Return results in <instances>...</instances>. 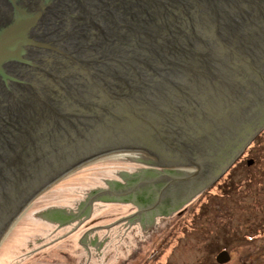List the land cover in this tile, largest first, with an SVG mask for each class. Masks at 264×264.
<instances>
[{
    "label": "water",
    "instance_id": "water-1",
    "mask_svg": "<svg viewBox=\"0 0 264 264\" xmlns=\"http://www.w3.org/2000/svg\"><path fill=\"white\" fill-rule=\"evenodd\" d=\"M263 131L264 0H0V246L86 166L182 174L160 190L187 205ZM110 195L36 215L84 223Z\"/></svg>",
    "mask_w": 264,
    "mask_h": 264
},
{
    "label": "rangeland",
    "instance_id": "rangeland-1",
    "mask_svg": "<svg viewBox=\"0 0 264 264\" xmlns=\"http://www.w3.org/2000/svg\"><path fill=\"white\" fill-rule=\"evenodd\" d=\"M262 133L245 151L228 195L216 197L218 180L203 191L215 186L204 198L205 204L209 200L207 209L189 216L185 235L174 238L171 216L143 226L136 219L127 223L125 215L136 206L120 202L95 201L91 218L84 223L75 220L58 226L36 215L59 208L77 210L89 193L107 189L109 178L122 182L119 170L142 168L133 166V161L96 162L60 181L32 204L1 244L0 264H203L206 255L222 248L231 250L241 264L249 235L256 234L264 222ZM248 159L255 160L253 168L246 165Z\"/></svg>",
    "mask_w": 264,
    "mask_h": 264
},
{
    "label": "flooded vegetation",
    "instance_id": "flooded-vegetation-1",
    "mask_svg": "<svg viewBox=\"0 0 264 264\" xmlns=\"http://www.w3.org/2000/svg\"><path fill=\"white\" fill-rule=\"evenodd\" d=\"M139 161H142V159ZM181 176L182 174L174 175L173 172H167V170L163 168L146 166L134 173L122 174V183L120 184L116 182L113 183V181L108 182L107 186L111 189V195L108 196L107 199L102 198L101 201L120 202L136 206L134 212L137 213L132 216L129 215L131 216L129 218L130 220L136 219L143 222H150L157 218L164 219L167 216H171L175 219L174 238H179L182 236L181 234L185 235V232L188 231L190 221L188 220L189 215H186V213L188 211V206L193 200L187 205L183 204L188 191L184 193L185 195H176V199L178 200H169L172 189H167L166 187V190L161 191L160 188L164 187L167 182L169 183L170 179L174 177L181 178ZM184 182L186 183L188 181ZM143 188L151 189V191L143 192ZM53 220L54 222L65 223L62 219ZM249 227H251L250 224ZM252 233L251 236L249 235L248 243L245 244L247 253L241 258V264H264V223L259 224L256 234ZM224 250L228 251L231 256V260L226 264H232L233 262L239 263L238 260H235L231 255V250L222 248L210 254L208 257L206 255L203 264H221L217 261V257L219 253Z\"/></svg>",
    "mask_w": 264,
    "mask_h": 264
},
{
    "label": "trees",
    "instance_id": "trees-1",
    "mask_svg": "<svg viewBox=\"0 0 264 264\" xmlns=\"http://www.w3.org/2000/svg\"><path fill=\"white\" fill-rule=\"evenodd\" d=\"M261 134H263V133H261ZM249 147H251V145ZM244 154L242 155V157H244ZM242 157L215 184L216 185L217 192L214 193V194L217 195L216 197H218L220 195L221 196L228 195L230 193V191L233 190L234 181L236 180L235 177H237L236 171H237L238 168H240V166L244 162V160L242 159ZM250 168H253V167H250ZM239 171H238V173H239ZM213 188H215V186H213ZM213 188H212V190H213ZM212 190H208L204 194H201V196L197 200L196 199L193 200L190 203V205L188 206V211H187L186 215L192 216V218H194L195 216L201 215V213H203L207 209L206 206H208V204H209V200H207V202L205 204V199L204 198H206L210 193H212ZM211 198H215V197H211ZM71 211H72V209H71ZM41 216L43 217V215H41ZM43 219H45V218L43 217ZM182 220H183V218H182ZM261 223L263 224L264 222L262 221Z\"/></svg>",
    "mask_w": 264,
    "mask_h": 264
}]
</instances>
